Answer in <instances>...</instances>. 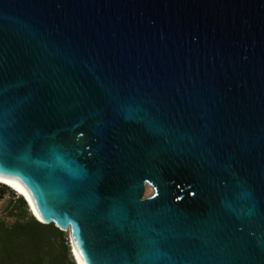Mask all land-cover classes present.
<instances>
[{"label":"water","instance_id":"water-1","mask_svg":"<svg viewBox=\"0 0 264 264\" xmlns=\"http://www.w3.org/2000/svg\"><path fill=\"white\" fill-rule=\"evenodd\" d=\"M0 173L86 264H264V0H0Z\"/></svg>","mask_w":264,"mask_h":264},{"label":"trees","instance_id":"trees-1","mask_svg":"<svg viewBox=\"0 0 264 264\" xmlns=\"http://www.w3.org/2000/svg\"><path fill=\"white\" fill-rule=\"evenodd\" d=\"M0 193L13 197L7 206L13 221L0 219V264H77L69 231L38 221L25 199L7 185L0 183Z\"/></svg>","mask_w":264,"mask_h":264},{"label":"bare ground","instance_id":"bare-ground-1","mask_svg":"<svg viewBox=\"0 0 264 264\" xmlns=\"http://www.w3.org/2000/svg\"><path fill=\"white\" fill-rule=\"evenodd\" d=\"M0 183L5 184L8 186V188H11L13 191H15L17 194L25 197L27 199V201L30 204V212L31 214H33L38 220L40 221H44L42 220L36 213V211L34 210V208L32 207L22 185L20 184V182L18 180H16L15 178L11 177V176H7L4 174L0 173ZM29 207V206H28ZM73 253H74V258L77 261V264H86L84 259L82 258V256L80 255L79 251L73 246Z\"/></svg>","mask_w":264,"mask_h":264},{"label":"rangeland","instance_id":"rangeland-1","mask_svg":"<svg viewBox=\"0 0 264 264\" xmlns=\"http://www.w3.org/2000/svg\"><path fill=\"white\" fill-rule=\"evenodd\" d=\"M152 193H153V188L147 185L143 197L150 196ZM12 198L13 197L11 196V194L0 193V219L5 220L7 223H11L13 221L12 217L7 216V206L10 200H12Z\"/></svg>","mask_w":264,"mask_h":264}]
</instances>
